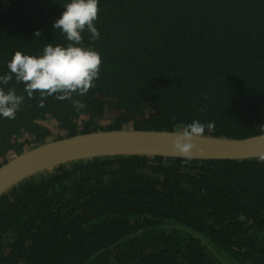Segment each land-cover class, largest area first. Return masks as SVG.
Instances as JSON below:
<instances>
[{"label": "trees", "instance_id": "1", "mask_svg": "<svg viewBox=\"0 0 264 264\" xmlns=\"http://www.w3.org/2000/svg\"><path fill=\"white\" fill-rule=\"evenodd\" d=\"M66 2L0 0V75L16 50L69 43L53 27ZM98 6L99 38L82 37L102 63L85 95L41 108L15 78L0 85L25 98L14 119L0 116V164L102 129L198 120L215 122L204 135L264 132V0ZM0 264H264V161L115 155L39 171L0 194Z\"/></svg>", "mask_w": 264, "mask_h": 264}, {"label": "clouds", "instance_id": "2", "mask_svg": "<svg viewBox=\"0 0 264 264\" xmlns=\"http://www.w3.org/2000/svg\"><path fill=\"white\" fill-rule=\"evenodd\" d=\"M62 7L63 11L54 21L53 27L59 29L69 43L66 46L47 43L39 55L16 50L7 62L9 71L0 75V85H7L15 78L16 83H23L28 98L38 93V106L41 108L45 107L47 97L63 101L72 100L74 94L85 95L95 86L100 73V54L92 47H85L82 37L85 31L90 32L94 39L100 36L95 27L99 13L98 0H67ZM35 36H40L39 30L35 31ZM24 99L14 88L5 90L0 87V116L14 119ZM74 103L77 111L85 107L80 101ZM205 129L213 132L215 122L205 124L193 120L174 134L166 133L172 136V154L186 161L195 158L199 149L194 138L203 137ZM256 157L264 161V146L258 148Z\"/></svg>", "mask_w": 264, "mask_h": 264}, {"label": "water", "instance_id": "3", "mask_svg": "<svg viewBox=\"0 0 264 264\" xmlns=\"http://www.w3.org/2000/svg\"><path fill=\"white\" fill-rule=\"evenodd\" d=\"M177 131L102 129L46 140L0 164V194L39 171L77 159L115 155L179 157L171 152L172 136L166 135ZM194 143L199 151L193 159H256L258 148L264 146V132L241 138L203 135L194 138Z\"/></svg>", "mask_w": 264, "mask_h": 264}, {"label": "rangeland", "instance_id": "4", "mask_svg": "<svg viewBox=\"0 0 264 264\" xmlns=\"http://www.w3.org/2000/svg\"><path fill=\"white\" fill-rule=\"evenodd\" d=\"M52 125V124H51Z\"/></svg>", "mask_w": 264, "mask_h": 264}]
</instances>
